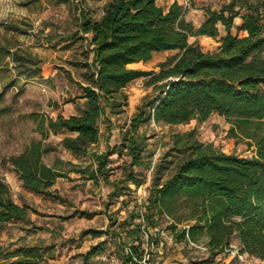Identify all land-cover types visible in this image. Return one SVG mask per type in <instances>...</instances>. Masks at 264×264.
Here are the masks:
<instances>
[{
	"label": "trees",
	"instance_id": "1",
	"mask_svg": "<svg viewBox=\"0 0 264 264\" xmlns=\"http://www.w3.org/2000/svg\"><path fill=\"white\" fill-rule=\"evenodd\" d=\"M235 17L241 19L237 29L246 36L230 33ZM217 24L225 32L217 51L206 52L196 41L189 42V36L215 38ZM77 31L84 37L75 33L68 39L86 41L91 52L87 82L81 87L84 106L77 114L48 119L47 130L64 134L60 144L75 158L93 160L95 167L87 178L107 180L105 166L116 149H91L99 138V121L106 108L114 114L123 112L125 89L146 79L151 97L138 106L118 148L130 158L120 182L139 186L142 181L130 168L140 164L145 148L146 137L138 135L141 124L200 123L212 114L239 126L255 124L251 157L226 154L197 140L193 131L172 135L170 146L152 167L144 211L138 216L144 229L164 218L176 242L203 243L207 256L198 264H218L216 256L229 250L232 242L239 252L264 260V0H229L218 10L207 9L197 28L185 20L177 1L164 9L157 0H110L98 19L81 11ZM160 52L174 53L159 62L156 71L129 67ZM10 58L18 74L28 78L39 73L41 61L30 52L15 47ZM47 151L39 142L31 143L7 161L26 190L59 199L50 189L66 174L56 163L42 162ZM76 170L85 173L87 168ZM28 210L12 201L0 180V227L27 220ZM128 249L124 264H143L142 256L135 257ZM95 252L84 255L83 264ZM41 258L33 247L0 248V264H41Z\"/></svg>",
	"mask_w": 264,
	"mask_h": 264
},
{
	"label": "rangeland",
	"instance_id": "2",
	"mask_svg": "<svg viewBox=\"0 0 264 264\" xmlns=\"http://www.w3.org/2000/svg\"><path fill=\"white\" fill-rule=\"evenodd\" d=\"M109 1L0 0V180L15 204L29 207L27 220H12L0 227V248H36L42 255L41 264H83L82 257L95 251L87 257L86 264H104L100 256L112 254L124 263V249L128 247L135 257H144V264H198L207 256L203 243L176 242L164 218L155 227L143 228L138 214L144 211L152 167L170 146L172 135L188 131H193L200 142L226 154L251 157L252 137L258 132L255 124L239 126L218 114L200 123L191 120L176 125L141 124L138 135L146 137L145 148L140 164L130 168L142 181L139 186L120 182L129 169L130 158L118 148L138 106L151 97L146 79L136 80L125 89L123 112L114 114L106 108L105 118L99 121V138L91 149H116L105 166L107 180L101 176L97 182L87 178L88 171L95 167L93 160L75 158L60 144L64 134L47 130L48 119L58 114H77L84 106L80 95L87 82L90 47L84 40L67 36L78 33L84 37L77 31L80 12L98 19ZM173 1L182 6L185 20L197 28L207 9L218 10L229 0H157V4L166 9ZM240 23L241 19L235 17L230 33L241 38L246 32L237 29ZM216 27L215 38L189 36V42L196 41L206 52L217 51L225 32L222 25ZM15 47L41 61L38 74L26 78L17 73L10 58ZM173 53H155L149 61L129 67L156 71L157 64ZM36 142L48 149L42 154V162L48 166L56 163L66 174L57 177L50 189L59 199L26 190L7 161ZM77 168L87 171L81 173ZM235 250L238 249L232 242L229 250L216 256L218 264H243L234 255ZM252 264H264V260L254 258Z\"/></svg>",
	"mask_w": 264,
	"mask_h": 264
},
{
	"label": "built area",
	"instance_id": "3",
	"mask_svg": "<svg viewBox=\"0 0 264 264\" xmlns=\"http://www.w3.org/2000/svg\"><path fill=\"white\" fill-rule=\"evenodd\" d=\"M124 253H130L128 248L124 249ZM234 255L243 263V264H252V260L254 258L248 256L246 253L239 252L238 250L234 251ZM100 261L104 264H124L122 263L119 258H117L115 255H101ZM144 257L141 259V262L144 264Z\"/></svg>",
	"mask_w": 264,
	"mask_h": 264
},
{
	"label": "bare ground",
	"instance_id": "4",
	"mask_svg": "<svg viewBox=\"0 0 264 264\" xmlns=\"http://www.w3.org/2000/svg\"><path fill=\"white\" fill-rule=\"evenodd\" d=\"M209 40V39H208ZM205 42V41H204ZM134 64V63H133ZM133 64H130L129 66L133 65Z\"/></svg>",
	"mask_w": 264,
	"mask_h": 264
}]
</instances>
